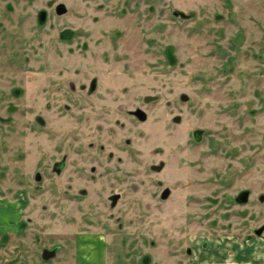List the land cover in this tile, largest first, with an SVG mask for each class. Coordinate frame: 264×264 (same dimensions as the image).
<instances>
[{
    "label": "rangeland",
    "instance_id": "rangeland-1",
    "mask_svg": "<svg viewBox=\"0 0 264 264\" xmlns=\"http://www.w3.org/2000/svg\"><path fill=\"white\" fill-rule=\"evenodd\" d=\"M0 264H264V0H0Z\"/></svg>",
    "mask_w": 264,
    "mask_h": 264
},
{
    "label": "water",
    "instance_id": "water-1",
    "mask_svg": "<svg viewBox=\"0 0 264 264\" xmlns=\"http://www.w3.org/2000/svg\"><path fill=\"white\" fill-rule=\"evenodd\" d=\"M63 10V6H62V4H59L58 6H57V12H61ZM118 196V194H114V195H112V199L114 200V199H116V197Z\"/></svg>",
    "mask_w": 264,
    "mask_h": 264
},
{
    "label": "flooded vegetation",
    "instance_id": "flooded-vegetation-1",
    "mask_svg": "<svg viewBox=\"0 0 264 264\" xmlns=\"http://www.w3.org/2000/svg\"><path fill=\"white\" fill-rule=\"evenodd\" d=\"M135 113H137L139 116H143V113H141V111H139V110H135ZM164 196H165V193L162 194V197H164Z\"/></svg>",
    "mask_w": 264,
    "mask_h": 264
}]
</instances>
